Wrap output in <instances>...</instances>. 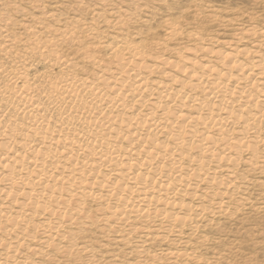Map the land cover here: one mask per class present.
<instances>
[{
	"label": "bare ground",
	"instance_id": "6f19581e",
	"mask_svg": "<svg viewBox=\"0 0 264 264\" xmlns=\"http://www.w3.org/2000/svg\"><path fill=\"white\" fill-rule=\"evenodd\" d=\"M127 1L0 0V264H218L264 207V27L197 2L149 42Z\"/></svg>",
	"mask_w": 264,
	"mask_h": 264
},
{
	"label": "rangeland",
	"instance_id": "374dc122",
	"mask_svg": "<svg viewBox=\"0 0 264 264\" xmlns=\"http://www.w3.org/2000/svg\"><path fill=\"white\" fill-rule=\"evenodd\" d=\"M58 2L60 5L55 10L62 11L67 18L74 15L80 18H90V14L94 12L93 7L105 11L107 9H117L121 15H125V11L134 7V4H130L127 0H107L106 2L101 0H58ZM76 2H81L78 7H75L78 4ZM197 2L204 8L210 4L209 6L213 8L227 11L219 15L222 18L229 17L239 20L231 26L227 25L224 27L220 23L212 21L203 22L206 24L207 32L212 31L213 34L218 32L216 36H223L220 38L222 40L232 38V34L234 35V31H236V26L240 23L243 24V27L255 26V24L257 29L264 27V0H170V2L166 0V7L157 2V0H141V4L145 6L143 10L148 9L145 11L141 10L138 16L129 23L130 31H143L142 39L146 41H151L150 38L154 40H156L155 38L162 39L165 28L162 20L166 19L167 15L174 17L179 11H184ZM45 9L49 10L50 8L46 7ZM10 11L12 10L10 9ZM187 18L192 20L191 12L187 13ZM245 20L246 22H242ZM133 24L135 27H133ZM136 27L139 28L137 29ZM147 27L148 29H146ZM141 28L142 30H139ZM248 43L250 45L251 42L249 41ZM171 44L170 46H175L177 43ZM245 44V46H248L247 43ZM261 52L263 51L261 50ZM256 177L259 178L258 176ZM259 179L264 180V178ZM221 221V228L219 226L218 229L211 228L203 232L210 239L209 251L213 250L212 252L218 253L221 257L218 264H264V207L260 208L258 212H246L245 215L235 216L231 220L222 219Z\"/></svg>",
	"mask_w": 264,
	"mask_h": 264
},
{
	"label": "snow or ice",
	"instance_id": "6c2138e0",
	"mask_svg": "<svg viewBox=\"0 0 264 264\" xmlns=\"http://www.w3.org/2000/svg\"><path fill=\"white\" fill-rule=\"evenodd\" d=\"M160 2H161V3H163V2H164V0H160ZM169 2H170V0H169Z\"/></svg>",
	"mask_w": 264,
	"mask_h": 264
}]
</instances>
